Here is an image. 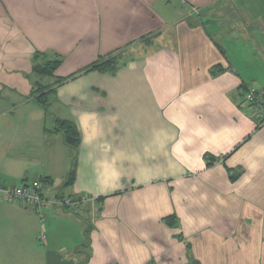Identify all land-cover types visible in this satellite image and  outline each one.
Here are the masks:
<instances>
[{"label": "crops", "instance_id": "crops-1", "mask_svg": "<svg viewBox=\"0 0 264 264\" xmlns=\"http://www.w3.org/2000/svg\"><path fill=\"white\" fill-rule=\"evenodd\" d=\"M56 58L47 116L33 67ZM249 87L264 0H0V182L45 184L40 209L0 194V264H264Z\"/></svg>", "mask_w": 264, "mask_h": 264}, {"label": "trees", "instance_id": "trees-1", "mask_svg": "<svg viewBox=\"0 0 264 264\" xmlns=\"http://www.w3.org/2000/svg\"><path fill=\"white\" fill-rule=\"evenodd\" d=\"M62 63V59H47L44 63H36L33 67V72L41 79L34 87L33 90V99L39 106L45 111L47 116L51 115V107H52V99L49 100V97H51V94L54 93L57 86L63 83L64 79H56L53 82L49 81L48 84H44L43 80L46 78H55V71L59 68V66ZM118 68V61L117 58L114 56L108 57L106 60L102 61L101 63H97L93 66H91L87 70H97L100 72L105 73H114ZM257 93L259 95L260 92L257 90ZM263 98V95H261ZM264 99V98H263ZM55 131L60 132L63 134L65 143L73 148L77 149L80 144V135L77 129V126L74 124V122L69 120H61V119H55ZM261 126V125H259ZM214 164V159L211 158L209 160L208 165L211 166ZM75 177V171L72 170L68 177L67 184H70L73 182ZM89 257V255H87Z\"/></svg>", "mask_w": 264, "mask_h": 264}, {"label": "built area", "instance_id": "built-area-1", "mask_svg": "<svg viewBox=\"0 0 264 264\" xmlns=\"http://www.w3.org/2000/svg\"><path fill=\"white\" fill-rule=\"evenodd\" d=\"M245 100L253 109L259 125H264V99L257 93V89L249 87L245 94ZM44 185V182L39 180L22 182L15 186L3 185L0 182V194L9 203H20L29 208L40 209L43 201L42 189ZM54 204L74 208L77 203L68 199H62L55 201Z\"/></svg>", "mask_w": 264, "mask_h": 264}, {"label": "rangeland", "instance_id": "rangeland-1", "mask_svg": "<svg viewBox=\"0 0 264 264\" xmlns=\"http://www.w3.org/2000/svg\"><path fill=\"white\" fill-rule=\"evenodd\" d=\"M49 81H52V79H50L49 80V78H46L45 80H44V84L46 85V84H48L49 83ZM53 97H54V93L53 94H51V97H49V100L51 101V99H53ZM52 108V107H51ZM53 110V109H52Z\"/></svg>", "mask_w": 264, "mask_h": 264}]
</instances>
